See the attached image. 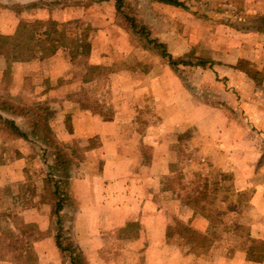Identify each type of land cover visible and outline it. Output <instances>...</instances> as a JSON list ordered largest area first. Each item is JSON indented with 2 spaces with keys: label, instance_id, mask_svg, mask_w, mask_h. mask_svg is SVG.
Segmentation results:
<instances>
[{
  "label": "rangeland",
  "instance_id": "1",
  "mask_svg": "<svg viewBox=\"0 0 264 264\" xmlns=\"http://www.w3.org/2000/svg\"><path fill=\"white\" fill-rule=\"evenodd\" d=\"M34 1L31 8L0 0V8L11 3L15 13L31 17L43 9L56 13L62 5L61 0ZM70 1L80 19L72 15L62 23L34 16L19 23L12 41L0 34V60L9 65L0 61V166L22 158L16 188H6L10 199L0 218V258L8 264H264V133L254 119L264 109V87L255 92L247 86L241 94L215 70L229 67L223 39L210 38L222 25L202 19V0H185L198 6L200 17L193 24L184 22L180 45L174 16H161L156 6L161 0ZM50 20L69 39L86 35L89 41L99 30L106 35L97 39V57L94 42L75 61L69 51L58 50L71 63L69 78L60 83L70 84L67 104L43 99L46 82L41 85L34 71L23 76L11 70L12 64L31 59L6 58L25 23L34 27V21ZM28 42L20 47L31 48ZM175 79L182 87L175 86ZM160 86L163 95H181L183 102L163 103ZM60 109L86 110L103 121L119 122L129 144L135 139L145 165L160 155L166 158L167 174H150L162 176L150 188L155 215L144 213L143 200H132L145 191L143 183L113 188L114 203L120 199L118 213L79 214L85 204L97 202L82 192L85 185L79 182L99 168L81 166L87 151L80 138L53 135L52 129L64 126L72 131L71 114L63 117ZM163 144L166 150L156 151ZM143 171L136 169L140 176ZM14 193L18 199L12 206ZM59 229L61 249L56 244Z\"/></svg>",
  "mask_w": 264,
  "mask_h": 264
},
{
  "label": "crops",
  "instance_id": "2",
  "mask_svg": "<svg viewBox=\"0 0 264 264\" xmlns=\"http://www.w3.org/2000/svg\"><path fill=\"white\" fill-rule=\"evenodd\" d=\"M61 1L62 5L61 7L57 8L58 10H56V13L48 9H43L39 10L40 12L38 11V13H35L34 16H36V19H54L62 23H68L72 15L76 19H80V15L78 13L79 11L72 10L74 6L71 5L70 0ZM202 1L203 4L200 5V2L198 3V6L205 7L202 9L204 10L201 16L202 19L206 20V23L216 24L219 22L222 25L221 30H218L214 37L210 38L217 40L223 39L224 41L223 49L227 55V58L229 57V59L226 60L229 67H227L226 71L218 68L215 70L219 73L223 72L225 78L227 79V87H235V89L241 94H246L247 86L254 89L255 92L259 90L258 87H264V78L258 80V74H264V0ZM17 2L23 7L29 5L31 8H34L31 3L36 1L17 0ZM110 2H113V0ZM110 2L108 1V3ZM5 4L8 6L0 8V34L8 36L6 38L12 41L19 23L24 19L34 18V16L30 17L24 15L25 12L15 13L14 10L11 9V7H13L11 3ZM81 6L83 5H80L78 9H80ZM156 6L160 11L161 16L165 15V13L174 16V24L177 29L175 33V40L181 45L183 40V24L184 22L190 24L198 22V17H200V15L197 14L198 6L195 4L190 5L185 0H161ZM38 7L48 8L47 4H41ZM92 27H94L93 24ZM105 37L106 35H104V32L99 30L97 37L95 36V38H93L91 36L89 38L90 44L94 42V47L92 45L94 57L95 55L97 57L100 54V48L97 39L103 40ZM188 37L193 38V36L189 35ZM64 53L60 51L53 57L45 60L36 58L25 63H15L12 64L11 70L14 72L17 70L23 76L34 71V76L41 77V85L43 82H46V89L40 93L41 97H43V99L50 98L49 101H52L53 103L67 104L68 100H65L64 97L68 92L70 84H67L66 86H60L62 85L60 83L61 80L65 81V79L69 78L68 76L71 71V63H69V61L66 59ZM2 60L4 62V66L6 65L7 67L8 64L5 59ZM237 64H240V66L242 64L248 65L249 69H246L243 66L240 68ZM224 69H226V67H224ZM4 72L5 71H2L1 73ZM220 77L222 76L220 75ZM44 79L46 81H44ZM174 83L175 86L178 85L179 87H182L179 80L175 79ZM37 87L39 90H43L42 86L37 85ZM164 92L166 93V91ZM159 95L160 100L163 101V103H167L168 100L172 104H180L183 102L181 95H163V86H160ZM223 95H225L224 92ZM172 96H174V99L171 101ZM257 97L259 96L255 95V98ZM34 99H38L39 102L41 101L37 95H34ZM262 104L263 102H261V104L259 103V105ZM163 108H165V105H163ZM62 110L60 109V114L62 113L63 117L66 114H71L72 131H69L68 128L64 126L57 130L52 129L54 132L53 135L59 136L61 140H68L70 137L80 138V140H82L81 142L79 141L80 146H84V151H87L86 158L84 157V162L81 166H86L89 164L90 167L99 168L95 174L92 173L91 176H88L87 178H84L82 182H79L80 185H85L82 192L84 194L90 192L92 195L90 200L97 201L93 205H90L91 203L85 204L79 214L86 216L90 213L97 214L100 211H109L111 214L118 213L119 211H122L118 207L120 199H116V203H114L113 200H115V195L112 193L113 188H117L120 185L125 187L129 183H133L138 187V185L143 183L145 185V191H143L142 194H138L139 196L133 195L134 197L132 200L138 202L143 200L142 203L144 202V213L148 216L155 215L153 211L157 210V205L153 201L154 197L150 188L153 186L152 184L155 183L154 179L161 180L162 176H150V174H154L159 171L162 174H167L169 162L166 160V158H162L160 155L158 156L157 162L155 160L153 164L149 162V164L145 165L141 162L142 155L139 148H137L135 139L132 145L129 144L132 141L130 140L128 142V140H126L124 129L120 126L119 122H110L108 120L103 121L104 119L100 116H93L89 111L86 110L75 109L74 111V109H71L70 111L67 110V112H61ZM254 119L256 121L255 125L261 130V132L263 131L264 133V109H262L260 112L256 111ZM191 123L192 122H190V124ZM84 142H86V145L83 144ZM91 144L93 145L91 146ZM86 146H88L87 149ZM167 146L168 145L166 144L156 146V151L161 152L162 150H166ZM116 149L119 150L117 151ZM99 152L100 154H98ZM21 160L22 158H20V160L15 159L14 161H10L9 163L0 166L1 219L2 217H5L6 202L7 199H10V196H7L8 193L6 192V188L8 186L13 187V189L16 188L17 180H19L17 177H19L21 174V170L18 172L17 168L22 167ZM115 168L117 169L115 170ZM137 168L144 169L143 176H140L138 173H136ZM154 169L155 171L152 173V170ZM93 181L94 184H98H95V186H98L96 189L93 188L94 186H91ZM104 183H106L108 189H110L109 191H106V189L104 190ZM137 187L135 186L134 188ZM104 191H106L108 194L105 195ZM17 199V194L14 193L13 197H11L12 206ZM94 206H97V209H93ZM159 212H161V210ZM10 213L11 212L8 211L6 216V218L9 220ZM156 216L161 217L162 215L160 213V215L157 214ZM36 223L41 228L44 227L38 222ZM41 247V243H38L37 249L39 250ZM8 263L9 261L0 258V264Z\"/></svg>",
  "mask_w": 264,
  "mask_h": 264
},
{
  "label": "trees",
  "instance_id": "3",
  "mask_svg": "<svg viewBox=\"0 0 264 264\" xmlns=\"http://www.w3.org/2000/svg\"><path fill=\"white\" fill-rule=\"evenodd\" d=\"M29 23L24 24V33L17 34L16 43L11 44V49L6 55V58L11 62L23 61L24 59H40L45 60L56 55L59 49H65L70 52L72 61L78 57L86 55L91 49V44L87 40L86 35L76 36L69 39L63 33L59 32L60 24L50 20L47 22L34 21V27L29 26ZM88 28V27H87ZM87 30L84 29V32ZM29 35L27 38H24ZM30 37V39H29ZM29 40L32 44L31 48L24 49L20 44ZM27 44V43H26ZM21 48V50H19ZM61 224V221H58ZM62 229H59V235L56 238L58 248H62L61 235Z\"/></svg>",
  "mask_w": 264,
  "mask_h": 264
}]
</instances>
